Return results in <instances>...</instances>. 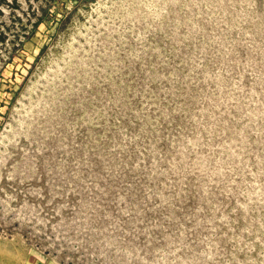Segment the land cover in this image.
<instances>
[{
    "label": "rangeland",
    "instance_id": "1",
    "mask_svg": "<svg viewBox=\"0 0 264 264\" xmlns=\"http://www.w3.org/2000/svg\"><path fill=\"white\" fill-rule=\"evenodd\" d=\"M0 38V264H264V0H0Z\"/></svg>",
    "mask_w": 264,
    "mask_h": 264
},
{
    "label": "trees",
    "instance_id": "2",
    "mask_svg": "<svg viewBox=\"0 0 264 264\" xmlns=\"http://www.w3.org/2000/svg\"><path fill=\"white\" fill-rule=\"evenodd\" d=\"M42 13H44V12H42ZM42 15H43V14H42ZM42 22H43V20H42V16H40V18H38L37 21L34 22L33 25H34V27H38ZM0 39H1L0 41L3 42L5 38H0Z\"/></svg>",
    "mask_w": 264,
    "mask_h": 264
}]
</instances>
